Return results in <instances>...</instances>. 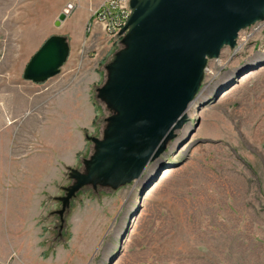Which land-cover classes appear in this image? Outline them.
<instances>
[{"label": "rangeland", "instance_id": "1", "mask_svg": "<svg viewBox=\"0 0 264 264\" xmlns=\"http://www.w3.org/2000/svg\"><path fill=\"white\" fill-rule=\"evenodd\" d=\"M112 5L0 0V94L36 95L8 107L26 117L79 75L96 107L74 141L76 158L67 151L69 162L53 174L42 209L31 212V243L0 244V264H264V20L208 60L195 114L188 112L139 180L116 189L85 186L62 218L57 213L73 183L69 168L83 171L94 152L86 136L102 138L110 115L96 90L122 47L119 31L107 26ZM61 13L66 17L56 25ZM52 35L70 45L60 73L41 83L24 79L27 63ZM25 123L15 122L16 136Z\"/></svg>", "mask_w": 264, "mask_h": 264}, {"label": "water", "instance_id": "2", "mask_svg": "<svg viewBox=\"0 0 264 264\" xmlns=\"http://www.w3.org/2000/svg\"><path fill=\"white\" fill-rule=\"evenodd\" d=\"M129 7L122 47L96 90L110 110L103 137L87 135L93 154L84 159L83 171L69 168L73 183L59 197L61 218L85 186L116 189L139 180L187 122L208 60L225 46L235 47L241 30L264 20V0H130ZM65 17L61 13L56 25ZM69 55L67 38L50 36L27 63L24 79L47 81Z\"/></svg>", "mask_w": 264, "mask_h": 264}, {"label": "crops", "instance_id": "3", "mask_svg": "<svg viewBox=\"0 0 264 264\" xmlns=\"http://www.w3.org/2000/svg\"><path fill=\"white\" fill-rule=\"evenodd\" d=\"M82 81L77 76L53 96L44 97L51 102L23 118L7 101L32 102L36 95L0 94V244L13 238L16 243H31V212L42 209L53 174L69 162L67 151L70 158H76L79 148L74 141L82 138L83 127L96 109L89 82L84 86ZM17 121L26 122L18 136L16 128L21 125Z\"/></svg>", "mask_w": 264, "mask_h": 264}, {"label": "built area", "instance_id": "4", "mask_svg": "<svg viewBox=\"0 0 264 264\" xmlns=\"http://www.w3.org/2000/svg\"><path fill=\"white\" fill-rule=\"evenodd\" d=\"M112 10L107 7V13L111 15L114 13L113 17H110L107 26H111L112 30L115 32L121 31L122 27L124 26L127 18L130 15V7L129 1L130 0H112ZM118 13V14H117ZM112 16V15H111Z\"/></svg>", "mask_w": 264, "mask_h": 264}, {"label": "bare ground", "instance_id": "5", "mask_svg": "<svg viewBox=\"0 0 264 264\" xmlns=\"http://www.w3.org/2000/svg\"><path fill=\"white\" fill-rule=\"evenodd\" d=\"M200 98L202 99V95H200L198 99H200ZM199 103H200V102H199ZM196 107H197V103L195 104V102H194V103L192 104V106H191V109H190V111H192L193 114H195Z\"/></svg>", "mask_w": 264, "mask_h": 264}]
</instances>
